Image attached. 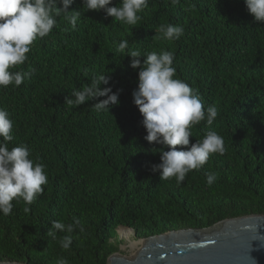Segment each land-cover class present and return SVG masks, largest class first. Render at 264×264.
I'll use <instances>...</instances> for the list:
<instances>
[{"label": "trees", "instance_id": "trees-1", "mask_svg": "<svg viewBox=\"0 0 264 264\" xmlns=\"http://www.w3.org/2000/svg\"><path fill=\"white\" fill-rule=\"evenodd\" d=\"M82 8V0L69 8L81 11L75 28L61 13L51 33L31 45L25 63L10 69H35L30 78L19 87H0V108L13 120L9 148L26 144L48 174L31 205L16 200L10 215L0 213V262L56 264L66 257L69 264H108L119 250L111 242L119 227L142 239L264 215V23L255 21L244 0H149L135 25ZM167 24L182 25L184 35L163 38L158 29ZM122 40L128 41L125 52L118 50ZM130 50L174 52L177 77L205 109L218 110L211 125L204 120L193 126L190 141L216 131L225 152L211 155L182 183L151 170L161 162L162 146L144 139L132 96L139 70L130 66ZM100 73L110 76L101 87L119 91L118 105L97 112L96 100L79 107L65 103ZM209 173L217 176L210 186ZM75 219L84 232L77 228L64 250L60 240L67 233L52 239L47 232L54 220Z\"/></svg>", "mask_w": 264, "mask_h": 264}, {"label": "clouds", "instance_id": "clouds-1", "mask_svg": "<svg viewBox=\"0 0 264 264\" xmlns=\"http://www.w3.org/2000/svg\"><path fill=\"white\" fill-rule=\"evenodd\" d=\"M75 0H0V87L14 85L19 87L31 77L35 69L10 71L27 60V53L37 38L48 36L57 24V17L64 13L75 28L81 17V11H69ZM173 5L180 0H171ZM248 12L255 21L264 23V0H244ZM58 4L62 7H58ZM82 9L103 10L106 16L135 25L140 19L138 13L148 8L149 0H121V6H112L113 0H82ZM71 12V15H67ZM167 40H178L184 35L180 24L161 25L158 29ZM128 48V41L122 40L118 45L120 52ZM130 66L138 69V87L132 93L133 103L138 107L143 119L141 121L150 144L161 145L159 164L152 165L153 173H159L162 180L175 178L182 183L187 174L204 166L211 155L225 152L224 140L216 131H208L204 138L194 143L190 141L193 126L206 120L211 125L218 116L213 105L205 109L201 98L184 80L177 77L174 67L175 55L172 51L157 53L130 50ZM145 57L141 63L140 57ZM110 76L106 73L96 74L90 83L78 90H73L65 98V103L79 107L91 100L97 112L108 111L110 106L118 105L119 91L113 92L108 85ZM105 97L104 99H99ZM13 120L9 112L0 108V213L7 216L13 209V201L23 200L31 205L43 194L48 183L46 166L35 162L31 150L26 144L8 146L13 140ZM179 146V147H177ZM167 148V150H164ZM217 176L207 174V183L212 185ZM30 209L26 207L25 212ZM84 227L79 219L65 224L52 221L47 236L57 238V233H67L60 240V246L69 250L73 241L72 233ZM56 264H69L66 257H60Z\"/></svg>", "mask_w": 264, "mask_h": 264}, {"label": "water", "instance_id": "water-1", "mask_svg": "<svg viewBox=\"0 0 264 264\" xmlns=\"http://www.w3.org/2000/svg\"><path fill=\"white\" fill-rule=\"evenodd\" d=\"M124 249V254L113 253L108 264H264V215L135 238Z\"/></svg>", "mask_w": 264, "mask_h": 264}, {"label": "rangeland", "instance_id": "rangeland-1", "mask_svg": "<svg viewBox=\"0 0 264 264\" xmlns=\"http://www.w3.org/2000/svg\"><path fill=\"white\" fill-rule=\"evenodd\" d=\"M121 228H125V227H119L118 230H117V236L116 238H113L111 239V242L114 244L115 247H117L119 250L117 251V253H120V254H124V244L128 241H131L135 238H137L135 236V233L134 231L132 230V234L130 235V238H126L124 237L121 233H120V229Z\"/></svg>", "mask_w": 264, "mask_h": 264}, {"label": "bare ground", "instance_id": "bare-ground-1", "mask_svg": "<svg viewBox=\"0 0 264 264\" xmlns=\"http://www.w3.org/2000/svg\"><path fill=\"white\" fill-rule=\"evenodd\" d=\"M120 233L124 236V237H126V238H130V235L132 234V229H130V228H121L120 229Z\"/></svg>", "mask_w": 264, "mask_h": 264}]
</instances>
